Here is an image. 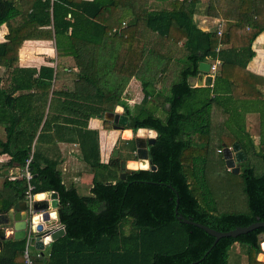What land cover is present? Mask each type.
<instances>
[{
	"label": "trees",
	"instance_id": "16d2710c",
	"mask_svg": "<svg viewBox=\"0 0 264 264\" xmlns=\"http://www.w3.org/2000/svg\"><path fill=\"white\" fill-rule=\"evenodd\" d=\"M48 1L50 0L42 3L41 0H35L32 4V13L15 22L20 15L13 3L9 0H0V26L5 24L8 29L5 43L0 44V66H4L9 72L7 81H10L8 85L4 84L0 88V111L6 112L9 110L7 108L13 106L14 110L10 111L23 112V114L19 112L21 116L14 112V117L5 120L7 142L0 145L1 153L10 156L8 165L14 164L19 168L32 155L29 169L33 175L34 194L57 193L59 219L64 227L63 237L52 242L46 251L44 249L37 252V255L30 256L31 264H227L228 253L236 244L243 248L247 264H264L257 261V255L261 253L258 237L264 234V228L236 238H221L214 244L215 239L204 230L177 219L180 215L185 220L217 232H228L237 227L264 222L263 146L258 149L245 148L242 143L244 135L239 132H231L230 138L221 139L217 132L212 131L211 111L217 102L216 86L219 81L215 78L212 88H195L188 83V79L196 77L200 62L206 58H215L216 38L194 28L185 12L181 13L180 21L165 13L146 15V25L160 36H166L174 22L179 29L185 31L186 55L183 66H180L179 72L176 71L173 75L169 93L162 104L164 115L162 118L155 116L144 106L148 98L154 95L153 91L159 81L158 74L162 68L156 67L153 52L148 53L145 60H142V54L130 47V53L127 55L128 69L126 66L122 67L129 71V76L123 78L124 82L121 80L114 84V78H110L111 69L105 64L104 67L92 71L80 70L83 78L79 80L82 82L77 84L78 88L75 85L72 96H69L71 101L58 100L56 106L69 110L67 112L72 114L82 110L81 116L67 115L62 118L54 116L47 119L48 123L53 119L56 121L60 119L62 123L68 125L84 126L88 119L98 116L102 118L105 112H112L116 106H122L124 114L134 123L133 128L126 126L124 130L135 133L138 129H150L157 132L154 144L148 146L149 162L156 170L127 173L121 180L119 178L121 172L118 171L121 159L113 158L107 164V171L99 170L96 133L82 138L80 143L85 161L95 170L89 196H80L74 187L64 186L60 171L57 169V161L45 159L43 165L41 164L36 145L32 144L35 137H37L35 142L39 140L40 134L36 135L42 122V115L31 113L32 115L28 117L24 116L23 105L26 96L15 97L10 107L6 106V101L16 92L29 91L33 87L38 91L48 92L51 87L52 69L40 68L37 72L13 68L20 45L34 37L36 25L48 23L46 14ZM242 1L244 8L246 3L251 6L247 14L244 10L243 18L238 20L242 31L247 28V31L241 34L245 46H239V49L240 53L248 52V58L251 59L253 53L250 46L264 31V23L260 22L262 17L260 9L252 6L253 3L248 0ZM97 2L94 0V4ZM75 6V3L67 0H54L52 20L56 37L65 35L68 29H71L67 39L69 44L74 45L76 58L81 52H87L93 43L87 40L89 36L80 38L78 30L89 31V26L96 27L100 30L101 39L104 40L108 28L98 27L95 22L89 20H81L82 26L81 21L68 22L66 20L68 7ZM183 16L186 23L182 22ZM112 33L117 34L114 30ZM128 34L129 32H125L126 39L123 42L126 44L129 42ZM219 57L225 62L222 52ZM36 72L37 78L33 80ZM131 77L140 82L143 93L141 101L143 107L135 115L131 114L121 100L122 92ZM84 93L90 97L86 100L76 99ZM211 95H214V98H211ZM166 104L168 108H165ZM47 120L43 128L47 126ZM103 123L105 128H110L108 122ZM210 141H219L222 147L228 148L232 143L238 142L246 154V161L237 166L243 177L247 213L217 215L215 204L209 201L211 196L209 189L202 191L196 185L204 162L203 151L199 153L198 146ZM128 143H133L131 152H134V140ZM221 151L222 149L218 147L216 154L223 162ZM255 159L261 160L263 164V172L259 176L252 167ZM107 174L112 175L111 179L108 180ZM189 176L193 181L192 185ZM24 190L22 180L10 181L6 178L0 190V214L10 210L18 211L23 201ZM126 219L128 220L122 225L126 235L120 236V226ZM128 225L129 231H126ZM170 226H179L178 229L183 231L185 245L173 253L157 251L152 255L151 261L148 260L145 252L149 250L153 240L147 239V231L150 230L148 236L154 238V231L165 233ZM24 249L25 240L16 241L13 238L4 240L0 251V264H26L23 257Z\"/></svg>",
	"mask_w": 264,
	"mask_h": 264
},
{
	"label": "crops",
	"instance_id": "0c3cea01",
	"mask_svg": "<svg viewBox=\"0 0 264 264\" xmlns=\"http://www.w3.org/2000/svg\"><path fill=\"white\" fill-rule=\"evenodd\" d=\"M9 1L13 3L20 15L15 22L23 20L26 15L31 14L32 4L35 2V0ZM44 1L41 0L42 3ZM67 1L75 3L76 6L68 7L69 12L66 20L70 23L75 20L77 22L89 20L95 22L98 27L108 28L104 40L101 39L100 30L96 27L89 26V31L78 30L80 38L89 36L87 40L93 43L89 46V51L88 48L87 52H81V55L75 58L74 45L69 44L67 39L71 29H68L65 35L56 37L52 20L53 2L48 1L49 7L46 12L48 23L36 25L34 37L20 45L17 51V61L13 68L30 69L37 72L40 68L52 69L51 87L48 92L38 91L35 87L29 91L16 92L6 101V106L10 107L15 97L26 96V102L23 105L24 116L28 117L32 115L31 113L42 115V122L36 135L40 134L39 140L35 142L37 138L35 137L32 146L36 145L35 149L41 157L42 165L45 159L58 162L57 169L60 171L62 183L66 188L74 187L80 196L90 195L95 172L83 157L80 148L82 138L92 136L94 133L97 134L98 167L103 172L107 171L106 167L112 155L113 157L117 156L119 144L127 147L122 153H134L131 152L128 145L130 140H134V133L131 130H114L113 128L106 130L103 127V120L99 116L88 119L84 126L81 124L68 125L62 123L60 119L57 121L53 119L48 123L50 117L62 118L67 115L77 117L81 116V112L83 113L82 110L74 114L68 113L69 110H63L56 106L58 100V102L71 101L69 96H72L75 85L78 88L77 84L82 82L79 80L83 78L80 70L89 69L92 71V69L104 67L105 64L108 69H111L110 78H114V84L121 80L124 82L123 78L129 76L127 55L130 53V47L142 54V60H145L148 53L153 52L155 65L162 70L158 74L159 81L153 91L152 101L148 102L151 99L148 98L145 108L157 117L163 115L162 104L169 93L170 85L174 79L173 75L176 71L179 72L180 66H183V59L186 55L184 49L185 31L179 29L177 23L174 22L170 25L166 36L153 33L145 23L147 22L146 15L150 13H165L180 21L182 19L181 13L185 12L190 17V22L194 28L216 38L215 58H206L202 61L209 65L216 61L220 62L215 74L210 75L213 78L211 86L198 87L196 85L195 79L199 74L198 71L196 77L188 79V83L195 88H212L215 78H217L219 81L216 86L217 102L212 106L211 111L212 131L217 132L221 139L223 137L230 138L231 132H239L244 135L242 143L245 148H262L264 145V31L256 37L250 46L253 53L251 59L248 58V52L240 53L239 49V46H245L244 40H241V34L246 32L247 28L242 31L238 20L243 18L244 10L247 14L251 4L246 3V8H244L242 0H97L96 4H94V0ZM248 1L253 3L252 6L260 9L259 13L262 16L260 22L264 23V0ZM98 6H100L99 9ZM184 18L183 16L182 22L186 23ZM82 24L81 21V26ZM218 26H221L220 37L217 36ZM113 30H117L116 35H113ZM125 32H129L127 44L123 42L126 39ZM7 34V26L5 24L0 26V44L5 43ZM77 44L80 43L77 41ZM102 44L104 45L101 48ZM221 52L225 62L219 57ZM125 70L126 72H124ZM37 72L33 76V80L37 78ZM8 74L6 68L0 66V88L4 84H9L10 81H7ZM89 97L84 93L76 99L86 100ZM142 98L140 82L131 77L122 92L121 100L128 103L133 110L138 106L139 112L143 107L141 105ZM211 98H214V95H211ZM12 107L7 108L9 110L6 112L0 111V145L7 142L5 120L14 117V112H17L10 111L14 110ZM165 108H168L167 104ZM114 111L125 115L122 106H116L112 112ZM19 112L23 114V112ZM19 112H17V116H21ZM46 120L47 126L43 128ZM127 132L131 135L125 136ZM236 145L239 151L244 154V156L240 155L242 161L236 163L237 166V164L245 162L247 156L238 142L232 143L229 148L232 149ZM1 152L2 147L0 146V163L2 162L0 164V190L9 174H14V176L20 174L19 167L14 166V164L13 166L8 165L11 160L10 156ZM115 152L116 155L114 156ZM118 171L120 172V167ZM106 177L109 180L112 175L108 176L107 174ZM80 189L84 190L83 194L80 193ZM40 195L43 198H36V201L48 198L47 193L36 194V196ZM11 211L13 210L9 212ZM8 233L6 231V235ZM236 245L232 248L240 257L241 264H247L246 255L244 252L240 254L242 250H236ZM33 255H37L36 250H34ZM259 256L264 257V253L261 251L257 255V261L261 262Z\"/></svg>",
	"mask_w": 264,
	"mask_h": 264
},
{
	"label": "water",
	"instance_id": "95a60500",
	"mask_svg": "<svg viewBox=\"0 0 264 264\" xmlns=\"http://www.w3.org/2000/svg\"><path fill=\"white\" fill-rule=\"evenodd\" d=\"M210 65L205 62H200L197 66V71L199 74L195 79V83L198 87L205 86L210 87L212 84V76L208 75ZM102 120L112 124V128L114 130H124L126 126L131 128L134 127V123L132 120H129L126 115L119 114L116 111L114 112H105L102 115ZM139 131H144L150 133V136H140ZM137 133V134H136ZM134 137V147L135 152L134 155L136 157L135 160H127L120 161L119 167L120 170L123 171L120 173L119 178L123 180L125 175L131 172L136 171H155L156 167L150 165L149 162V154H148V146H152L157 137V132L150 129H138L135 133ZM239 150V149H238ZM235 147L228 148L223 147L221 154L222 159L225 163V166L228 171L237 174L239 173V167L236 166V163L241 162V156H244L240 151L236 153ZM142 153V155H140ZM116 155V152L114 156ZM140 156H144V158H140ZM137 162V161H145L147 163L146 169H129L125 168V164L127 162ZM127 167V166H126ZM52 200L56 201L55 207L52 206ZM177 207V206H176ZM31 213L35 216L38 225L36 227V231L39 232L40 236H42L41 242H39L40 237L37 235L30 241V246L35 248L36 250L42 251L43 246H49L55 240L64 236V227L61 225L58 213V195L55 192H50L48 195V199H43L41 201H35L32 204ZM175 213H177L175 209ZM28 217L27 212L25 211V206L21 203L18 207V211H11L4 214H0V231L1 230H11L12 238L16 241L24 240L25 238V229H26V219ZM177 219L182 221L185 224L194 225L202 230H204L207 234L212 236L214 240V244L218 242L221 238H236L239 235L247 234L253 230H257L259 228H264V222H255L246 227H237L228 232H217L209 229L200 224L193 223L191 221L185 220L182 216H177ZM56 226L60 228H55ZM46 229V230H45ZM7 237H3L0 235V249L2 242L6 240ZM260 242V249L264 253V234L258 237Z\"/></svg>",
	"mask_w": 264,
	"mask_h": 264
},
{
	"label": "rangeland",
	"instance_id": "374dc122",
	"mask_svg": "<svg viewBox=\"0 0 264 264\" xmlns=\"http://www.w3.org/2000/svg\"><path fill=\"white\" fill-rule=\"evenodd\" d=\"M151 98V97H150ZM152 98L148 101L151 102ZM155 101V100H154ZM127 107L129 108L132 115L137 114L138 112V106H136L133 109L132 107H129L128 103ZM147 104V103H146ZM146 104L144 106H146ZM264 111V108H263ZM164 115H161L162 118ZM129 118V117H128ZM264 119V117H263ZM264 122V121H263ZM104 125V123H103ZM111 125V124H110ZM105 127V126H103ZM112 127L110 126L111 129ZM108 130L107 128H105ZM264 130V126H263ZM129 133L128 135H130ZM125 135V136H128ZM225 135V134H223ZM135 136V134H134ZM129 149H133V143H128ZM198 152L201 153L203 151L202 156L204 157V162L202 166V172L198 175V182H196V185L199 187L200 190H206V188L209 189L211 196L209 197V201H212V203L216 206V214H229V213H247L248 212V204H247V197L243 191V177L241 175V172L234 174L227 170L224 161L222 162L218 155L216 154V149L220 147L223 149L222 144L219 143V141H210L207 144H204L203 146H198ZM124 145L119 144L117 147V156L111 157V159H132L135 160V155L133 154H124L122 151L124 150ZM202 148V149H201ZM263 151H264V145H263ZM120 152V153H119ZM120 162V161H119ZM119 164V163H118ZM93 170L94 168L89 165ZM255 174L259 176L263 172V164L262 161L259 159L254 160V165L252 166ZM95 171V170H94ZM117 172V170H116ZM120 172H123L120 170ZM119 175V173H118ZM189 181L191 182V185L193 184V181L191 177L189 176ZM67 180V179H66ZM83 187V186H81ZM81 194H83L82 189ZM200 199V197H198ZM123 220L121 224V229L119 231V235H126L122 225L127 221ZM132 220V219H131ZM130 220V221H131ZM129 225L126 226V231H129ZM179 226L172 227L170 226L167 228L165 233L156 232L154 231V238L152 236H148L151 232L150 230L147 231V239L153 240L151 245L149 246V250L145 252V257H147L148 260L151 261L152 255L157 251H166L169 253L177 252L182 249V247L186 243L185 234L183 231L178 229ZM7 232H10V229L6 230ZM12 238V234L9 233L6 239ZM141 239V238H140ZM144 240V239H143ZM236 250H242L243 248L235 246ZM47 248H45L46 251ZM34 248H29V254L30 256L33 255ZM244 250L241 251L240 254H242ZM242 259L245 261L244 257ZM259 260L264 263V257L259 256ZM228 263L227 264H241L240 257L235 253L234 250H230L228 253Z\"/></svg>",
	"mask_w": 264,
	"mask_h": 264
},
{
	"label": "built area",
	"instance_id": "2783aa9c",
	"mask_svg": "<svg viewBox=\"0 0 264 264\" xmlns=\"http://www.w3.org/2000/svg\"><path fill=\"white\" fill-rule=\"evenodd\" d=\"M50 1L53 2L54 0H50ZM217 36H219V37L221 36V26H218ZM219 64H220V62L216 61L214 64L210 65L208 74L213 76L215 74ZM218 152H220V151H218ZM31 158H32V155H30V157L25 160L23 166L20 167V174L18 176H14V174H9L7 176L8 180H10V181L22 180L24 182V185H25L24 197H23L22 204L25 206V211L28 214V217L26 219V229H25V238H24L25 249H24V253H23L26 264H31L30 254H29V248L31 247L30 241L37 235L40 237L39 242H41V240H42V236H40L39 232L36 231V227L38 225V222L36 221V215L34 216L31 213L32 204H33V202L36 201V197H35L36 195L34 194L35 189H34V185L32 184L33 175L29 169ZM55 228H60V227L56 226ZM9 233H11V230ZM31 248H33V247H31ZM45 248H48V246L44 245L43 250ZM36 251L42 252L39 250H36Z\"/></svg>",
	"mask_w": 264,
	"mask_h": 264
},
{
	"label": "bare ground",
	"instance_id": "6f19581e",
	"mask_svg": "<svg viewBox=\"0 0 264 264\" xmlns=\"http://www.w3.org/2000/svg\"><path fill=\"white\" fill-rule=\"evenodd\" d=\"M128 134H129V132H127L126 135H128ZM138 134L140 136H145V137L146 136H150V133L144 132V131H139ZM130 135H128V136H130ZM235 150H237L236 153L239 152L237 145L235 146ZM140 155H142V153H140ZM140 158H144V156H140ZM125 168H129V169H146L147 168V163L145 161H137V162H131V161H129V162H127V164H125ZM36 198H43V196L42 195L36 196ZM51 204H52L53 207H55L56 201L55 200H52ZM0 235L3 236V237H7L8 236V235H6V230H1L0 231Z\"/></svg>",
	"mask_w": 264,
	"mask_h": 264
},
{
	"label": "flooded vegetation",
	"instance_id": "af4514ba",
	"mask_svg": "<svg viewBox=\"0 0 264 264\" xmlns=\"http://www.w3.org/2000/svg\"><path fill=\"white\" fill-rule=\"evenodd\" d=\"M129 119V118H128ZM130 120V119H129ZM111 126H112V124H111ZM135 152V151H134Z\"/></svg>",
	"mask_w": 264,
	"mask_h": 264
},
{
	"label": "clouds",
	"instance_id": "9594fccd",
	"mask_svg": "<svg viewBox=\"0 0 264 264\" xmlns=\"http://www.w3.org/2000/svg\"><path fill=\"white\" fill-rule=\"evenodd\" d=\"M47 195H49V193Z\"/></svg>",
	"mask_w": 264,
	"mask_h": 264
}]
</instances>
